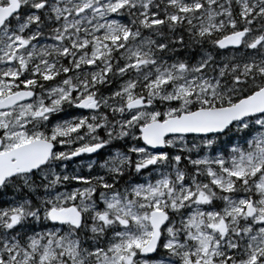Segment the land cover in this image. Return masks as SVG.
I'll return each instance as SVG.
<instances>
[{"label":"snow or ice","instance_id":"6c2138e0","mask_svg":"<svg viewBox=\"0 0 264 264\" xmlns=\"http://www.w3.org/2000/svg\"><path fill=\"white\" fill-rule=\"evenodd\" d=\"M0 264H264V0H0Z\"/></svg>","mask_w":264,"mask_h":264}]
</instances>
